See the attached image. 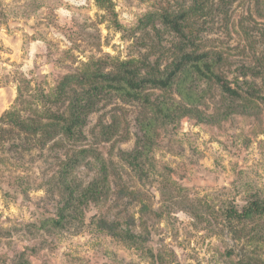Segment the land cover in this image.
I'll return each instance as SVG.
<instances>
[{"label":"rangeland","instance_id":"obj_1","mask_svg":"<svg viewBox=\"0 0 264 264\" xmlns=\"http://www.w3.org/2000/svg\"><path fill=\"white\" fill-rule=\"evenodd\" d=\"M180 14L179 33L160 18ZM181 50L219 51L241 97L202 81L195 103L101 90L72 136L0 139V264H264V215L226 216L264 198V0H0V117L61 115L99 83L77 77L121 62L158 76ZM85 148L65 189L60 163Z\"/></svg>","mask_w":264,"mask_h":264},{"label":"trees","instance_id":"obj_2","mask_svg":"<svg viewBox=\"0 0 264 264\" xmlns=\"http://www.w3.org/2000/svg\"><path fill=\"white\" fill-rule=\"evenodd\" d=\"M184 17V14L174 15L172 17L168 15L160 16L162 22L176 33L180 32L179 22L180 20H183ZM181 51V54L172 62L171 68L164 74H159L158 76H138L128 67L127 62H121L115 73L96 74L94 72L92 74L89 73L77 77L76 79L81 81L91 78L92 80H98L99 83L81 92H76L75 90L72 91L73 94L68 103L67 109L61 115L52 111H49L45 115H41L40 113H37L35 109H31L33 114L22 116L14 109H10L0 117V124L5 122L4 126H0V139H11L13 135H19L20 131H29L30 134H34L33 132L38 130L47 131L46 129H48L49 126L51 128L50 133L72 136L75 130L80 129L84 125L87 117V109H83L79 105L80 99L101 90H111L112 92L119 94L122 98L125 97L129 100L141 101L146 104L150 101V95L144 92V90L148 88L160 90H169L173 88L185 102L195 103L196 99L194 97L196 94L193 89L189 88V85H191L190 83L192 81H202L214 84L224 95L231 99L241 97L239 89L233 86L227 78L218 72V67L223 61V56L219 51ZM72 78H74V76H72ZM65 81H67V79ZM39 93L41 96L45 95L46 97H49V94H52L50 91L45 94L43 91ZM53 94H55V92H53ZM163 104L164 103L162 102V107H165ZM167 112L165 115H167ZM40 117H46L47 121H43ZM6 126H9L10 128H5ZM71 151L72 153L67 155V157L60 163L58 172L56 173L60 176L59 183H61L65 189L69 188V185L63 183L66 181L67 175L71 173L73 168L79 162L80 158H78V155L86 156L90 154V149L88 148ZM86 190L87 192L91 191L92 184L89 185ZM70 196L71 195H69V197ZM70 202L71 199L67 198L63 206L59 208L57 212V220H53V218L44 220L42 222L43 225L49 220L57 225L65 220L66 214H64V207H66V203L69 204ZM227 209L228 213L226 216L229 219L246 220L254 215H264V198L250 199L241 209ZM113 235L127 239L126 236H121L118 232H113Z\"/></svg>","mask_w":264,"mask_h":264}]
</instances>
